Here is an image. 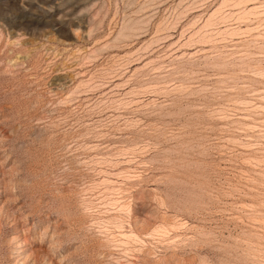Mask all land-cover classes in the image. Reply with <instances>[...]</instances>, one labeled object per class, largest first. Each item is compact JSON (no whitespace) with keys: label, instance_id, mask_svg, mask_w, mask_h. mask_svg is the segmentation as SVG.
<instances>
[{"label":"rangeland","instance_id":"374dc122","mask_svg":"<svg viewBox=\"0 0 264 264\" xmlns=\"http://www.w3.org/2000/svg\"><path fill=\"white\" fill-rule=\"evenodd\" d=\"M0 264H264V0H0Z\"/></svg>","mask_w":264,"mask_h":264}]
</instances>
